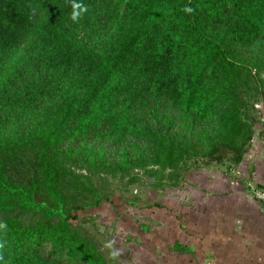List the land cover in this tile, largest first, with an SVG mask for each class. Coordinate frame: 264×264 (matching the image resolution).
<instances>
[{"label": "trees", "instance_id": "trees-1", "mask_svg": "<svg viewBox=\"0 0 264 264\" xmlns=\"http://www.w3.org/2000/svg\"><path fill=\"white\" fill-rule=\"evenodd\" d=\"M82 2L0 0V264H108L76 199L235 167L261 119L264 0Z\"/></svg>", "mask_w": 264, "mask_h": 264}, {"label": "rangeland", "instance_id": "rangeland-1", "mask_svg": "<svg viewBox=\"0 0 264 264\" xmlns=\"http://www.w3.org/2000/svg\"><path fill=\"white\" fill-rule=\"evenodd\" d=\"M262 109L256 113L261 118ZM194 171H186L177 185L169 171H141L130 184L128 178L99 179L107 198L96 206L76 199L89 206L72 211V223L96 241L108 264H261L264 226L253 216L255 202L262 203L181 198L183 182ZM113 251L119 254L112 257Z\"/></svg>", "mask_w": 264, "mask_h": 264}, {"label": "crops", "instance_id": "crops-1", "mask_svg": "<svg viewBox=\"0 0 264 264\" xmlns=\"http://www.w3.org/2000/svg\"><path fill=\"white\" fill-rule=\"evenodd\" d=\"M262 112L241 162L230 169L220 166L196 169L185 178L181 198H253V188L264 187V107ZM254 205L253 219L264 226V207L257 202ZM261 238V264H264V229Z\"/></svg>", "mask_w": 264, "mask_h": 264}, {"label": "clouds", "instance_id": "clouds-1", "mask_svg": "<svg viewBox=\"0 0 264 264\" xmlns=\"http://www.w3.org/2000/svg\"><path fill=\"white\" fill-rule=\"evenodd\" d=\"M71 7L72 12L70 15V19L73 23H78L80 19L82 18L83 14L87 12V5L82 2V0H71ZM186 11H191L190 8H186ZM8 229V224L6 221H0V232H6ZM6 246V241L0 240V250H3ZM108 247H111V242L108 244ZM119 253L118 251H113L111 253L112 257L117 256ZM3 256L0 254V259H2Z\"/></svg>", "mask_w": 264, "mask_h": 264}, {"label": "built area", "instance_id": "built-area-1", "mask_svg": "<svg viewBox=\"0 0 264 264\" xmlns=\"http://www.w3.org/2000/svg\"><path fill=\"white\" fill-rule=\"evenodd\" d=\"M252 196L255 200L264 204V189L253 188Z\"/></svg>", "mask_w": 264, "mask_h": 264}]
</instances>
